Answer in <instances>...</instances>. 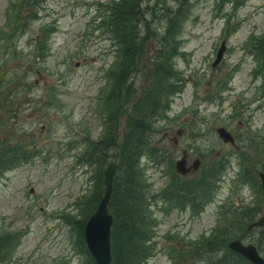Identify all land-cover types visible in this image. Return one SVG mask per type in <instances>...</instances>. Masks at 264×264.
I'll return each instance as SVG.
<instances>
[{"label":"rangeland","instance_id":"374dc122","mask_svg":"<svg viewBox=\"0 0 264 264\" xmlns=\"http://www.w3.org/2000/svg\"><path fill=\"white\" fill-rule=\"evenodd\" d=\"M106 1L47 0L31 16V0H0V143L17 145L23 161L14 159L0 175V264H91L78 227L98 167L78 157L90 140L108 134L112 108L105 99L122 63L119 41L99 26ZM142 7L156 33L145 40L126 98L139 99L151 81L150 57L166 44L171 19L178 43L170 46L179 51L170 59L179 73L172 81L180 87L154 124L158 153L141 157L144 186L158 195L177 179L192 182L206 168L224 167L211 191V184L202 187L210 191L203 204L201 187L197 205L154 198L157 244L147 264H173V257L177 264H220L211 251L179 256L219 228L230 240L254 243L264 257V226L237 225L254 208V221L264 212V0H143ZM224 40V57L214 65ZM220 127L234 143L219 136ZM184 151L188 166L200 161L198 170L177 173Z\"/></svg>","mask_w":264,"mask_h":264},{"label":"trees","instance_id":"16d2710c","mask_svg":"<svg viewBox=\"0 0 264 264\" xmlns=\"http://www.w3.org/2000/svg\"><path fill=\"white\" fill-rule=\"evenodd\" d=\"M26 1L30 0H23V3ZM45 1L47 0H31L34 9L30 15L32 16L33 13L36 15L38 10L36 5L40 8ZM142 4L143 0H107L102 3L104 10H102V14H99L102 16L99 26H107L109 31L114 33V38L119 41L120 46L117 53L118 57L120 56L122 59V63L113 89L105 99L108 108H112L110 121L107 122V124H110L108 134L103 135L98 140H90V144L81 152L79 157L77 156L85 163L89 165L97 164L98 167L95 190L84 203L83 210L88 208L86 210L87 217L79 221L78 227L83 253L87 254L91 264L97 263L86 245L84 228L88 217L97 209L103 196L105 168L112 158L118 164L114 190L109 205L114 217L111 237L112 264H147L148 259L155 254L157 244L154 242L156 218L151 209L154 198L155 201H158V196L161 195L166 201L184 203L186 206L190 203L197 205L196 201H200L197 194L201 193L204 199L200 204H203V201H208V194L214 188L215 183L218 181L217 178H219L224 168L222 163L219 164L218 172L213 170L207 172L208 168H206L204 176L202 175L192 182H181L180 179V183H178L179 179H177L172 186L158 195L157 193L149 194L146 186H144L143 175L140 172L141 157L146 153L148 154V152L153 157L158 153V148L153 146L151 142L154 124L162 117L161 113H165L166 108L169 106L170 97L180 90V87L172 81L179 76V73L175 70L176 67L170 62V59L179 54V51L177 46H170L171 43H178L176 40L174 41L178 32L174 20L171 19L164 32L166 44L157 49L156 57H150L151 67L147 71L151 81L142 86L141 90H138L141 94L139 99L136 98L130 103L126 98V93L131 91L129 76L133 73L134 68H140L141 51L144 50L145 40L156 33L150 28V22L147 20V10L142 7ZM30 15L22 17L23 20H27ZM141 22L146 24L144 27L145 32L142 29ZM124 87L125 94H123ZM125 106H128L129 114L125 121V130L122 131L120 130L122 126L120 118L125 114L121 113L123 108H126ZM16 146L0 143V175L13 163L14 159H17L20 163L23 162ZM24 156L26 159L27 154L25 153ZM169 161H171V158H169ZM207 184H211L209 193L202 188ZM198 187H201V189L197 193ZM251 211V213H247L239 219L237 223L239 227L256 219V213H259V211L256 208ZM248 227L247 230L251 231ZM216 230L218 229L214 231ZM223 230L225 229L219 228L221 234L217 235L218 231L213 232L205 242L201 241L202 239L195 243L190 242L189 245L195 248L183 251L179 256H187L197 252L204 256L211 251L212 255L219 254L220 264H234L237 263V260L241 261L240 264H244V262L252 264L241 254L229 248L228 241L233 235ZM12 237L13 235L4 237L5 243L9 244ZM232 258L235 259L232 260ZM173 261V264L178 262L176 257H173Z\"/></svg>","mask_w":264,"mask_h":264},{"label":"water","instance_id":"95a60500","mask_svg":"<svg viewBox=\"0 0 264 264\" xmlns=\"http://www.w3.org/2000/svg\"><path fill=\"white\" fill-rule=\"evenodd\" d=\"M225 49L226 41L224 40L221 48L218 50L217 59L214 65H216L223 58ZM217 132L225 142L234 143V136L226 128L220 127L217 129ZM187 155L188 152L184 151L182 158L177 160L176 171L178 173L187 174L192 168H198L199 160H196L193 165L188 166ZM117 169L118 164L116 161L108 163L104 176L103 196L96 211L88 219L84 228V236L87 247L97 264H112L111 235L114 218L110 212L109 205L114 190V180ZM260 177L262 180L264 194V173H261ZM261 226H264V215H262L258 220L251 222L249 229ZM229 247L242 254L253 264H264V257L260 254L258 248L253 243L246 244L241 238H237L229 242Z\"/></svg>","mask_w":264,"mask_h":264}]
</instances>
